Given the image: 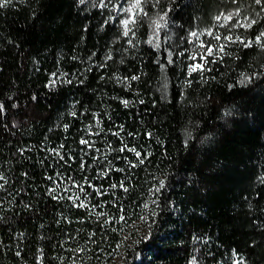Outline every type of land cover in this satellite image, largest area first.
<instances>
[{"label": "trees", "instance_id": "trees-1", "mask_svg": "<svg viewBox=\"0 0 264 264\" xmlns=\"http://www.w3.org/2000/svg\"><path fill=\"white\" fill-rule=\"evenodd\" d=\"M133 2L0 8V264H264V0Z\"/></svg>", "mask_w": 264, "mask_h": 264}, {"label": "snow or ice", "instance_id": "snow-or-ice-1", "mask_svg": "<svg viewBox=\"0 0 264 264\" xmlns=\"http://www.w3.org/2000/svg\"><path fill=\"white\" fill-rule=\"evenodd\" d=\"M260 2H261V0H256V3H260ZM9 3H11V0H0V8L6 7ZM81 3H83V0H81ZM141 3H142V0H134V2L131 3L130 7H129L128 9H125V11L130 12V13L138 14V13L136 12V10H141V11H142V9H141ZM155 3L158 4V3H159V0H155ZM145 15H147V14L145 13ZM166 15H167V13H164V15H160L159 18H158L157 20L153 21V23L155 24V26H156L157 29L166 26V24H167V21H166V19H165ZM230 18H231V14H229L228 17H225V19H230ZM130 22H131V23H136V20L133 18L131 21L128 20V19H125V20L123 21V25H124V28H125V33H124L125 35L128 34V30H129V29H128V26H129V23H130ZM252 23H255V21H251V22H249L246 26H247V27H251V24H252ZM242 26H244V25H242ZM210 34H211V33H210ZM191 35L196 36L197 33L193 32ZM261 37H264V32H262V33L260 34V36H258V37L256 38L257 43L260 42ZM216 39H220V37L217 36ZM227 39L231 40V37H227ZM241 43H243V41H241ZM250 45H251V42H249V43L246 44L245 46H250ZM157 47H158V45H157ZM221 51H223V48H221ZM211 54H212V49L209 48V49H208V55H211ZM202 67H203V66L200 65V64L194 65V66L192 67L191 71H196L197 69H200V68H202ZM133 79H135V77H133ZM53 83H54V82H53ZM125 103H127V102H125ZM81 142H82V143H85V141H81ZM131 150H132V151H135V149H131ZM137 156H139V153H137ZM0 179H2V177H0ZM160 186H161V188L164 186L163 182H161V185H160ZM0 187H2V185H0ZM125 190H126V189H125ZM158 190H159V189H157V191H158ZM192 264H195V261H193Z\"/></svg>", "mask_w": 264, "mask_h": 264}, {"label": "rangeland", "instance_id": "rangeland-1", "mask_svg": "<svg viewBox=\"0 0 264 264\" xmlns=\"http://www.w3.org/2000/svg\"><path fill=\"white\" fill-rule=\"evenodd\" d=\"M225 18V17H223ZM209 44H206L205 42H199L198 46L196 47V52L193 55V61L194 65L200 64V61H202L205 56L208 54V49L211 48ZM212 49V48H211ZM111 264H122V260L120 257H118L114 262Z\"/></svg>", "mask_w": 264, "mask_h": 264}]
</instances>
